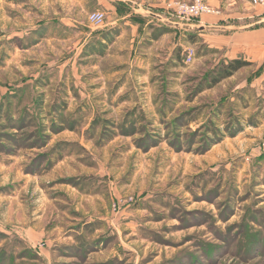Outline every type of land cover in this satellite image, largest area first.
I'll list each match as a JSON object with an SVG mask.
<instances>
[{
    "label": "rangeland",
    "instance_id": "rangeland-1",
    "mask_svg": "<svg viewBox=\"0 0 264 264\" xmlns=\"http://www.w3.org/2000/svg\"><path fill=\"white\" fill-rule=\"evenodd\" d=\"M177 1L0 0V264H264V64L105 24Z\"/></svg>",
    "mask_w": 264,
    "mask_h": 264
},
{
    "label": "crops",
    "instance_id": "crops-1",
    "mask_svg": "<svg viewBox=\"0 0 264 264\" xmlns=\"http://www.w3.org/2000/svg\"><path fill=\"white\" fill-rule=\"evenodd\" d=\"M206 1L211 8L217 10L218 15L201 16L193 24H182L172 19L166 10V5L160 14H152L144 9L135 8L134 12L139 16L121 15L118 19L115 18L114 21L110 20L105 24L107 26L116 24L118 21H125V24H129L131 27L136 26L140 38H148L150 37V26L162 22L168 25L172 32L162 35L159 38L160 41L169 35L174 39L178 35L185 38L187 33H196L209 47L223 51L229 59L239 57L251 65L264 64V11L252 7L249 0ZM139 11L143 13L141 14ZM162 23L157 26H162Z\"/></svg>",
    "mask_w": 264,
    "mask_h": 264
},
{
    "label": "built area",
    "instance_id": "built-area-1",
    "mask_svg": "<svg viewBox=\"0 0 264 264\" xmlns=\"http://www.w3.org/2000/svg\"><path fill=\"white\" fill-rule=\"evenodd\" d=\"M249 3L252 7L264 11V0H249ZM168 7L173 17L185 22H191L204 15H218L217 10L211 8L206 0L177 1L169 4ZM89 19L93 24H100L103 20V15L94 13ZM191 58L192 54H189L186 59L187 62H190Z\"/></svg>",
    "mask_w": 264,
    "mask_h": 264
},
{
    "label": "trees",
    "instance_id": "trees-1",
    "mask_svg": "<svg viewBox=\"0 0 264 264\" xmlns=\"http://www.w3.org/2000/svg\"><path fill=\"white\" fill-rule=\"evenodd\" d=\"M249 66H251V64L247 61L234 59L221 68L220 73L214 78V80H212L211 85L214 87L220 82L232 77L239 70Z\"/></svg>",
    "mask_w": 264,
    "mask_h": 264
}]
</instances>
